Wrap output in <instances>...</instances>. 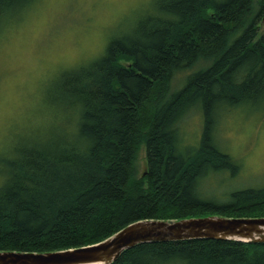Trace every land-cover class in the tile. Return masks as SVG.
I'll list each match as a JSON object with an SVG mask.
<instances>
[{
    "label": "trees",
    "instance_id": "16d2710c",
    "mask_svg": "<svg viewBox=\"0 0 264 264\" xmlns=\"http://www.w3.org/2000/svg\"><path fill=\"white\" fill-rule=\"evenodd\" d=\"M33 1L0 0V25ZM148 9L102 57L63 74L62 124L21 138L0 180V251L93 245L146 219L264 217V187L223 200L201 192L212 174L239 168L214 143L217 113L264 109V0H154ZM194 108L205 120L197 149L179 125ZM143 145L147 170L137 177ZM112 264H264V243H143Z\"/></svg>",
    "mask_w": 264,
    "mask_h": 264
},
{
    "label": "rangeland",
    "instance_id": "374dc122",
    "mask_svg": "<svg viewBox=\"0 0 264 264\" xmlns=\"http://www.w3.org/2000/svg\"><path fill=\"white\" fill-rule=\"evenodd\" d=\"M153 2L34 0L6 13L0 25V180L23 136H45L57 129L55 123L62 124L65 117L55 116V110L67 108L63 74L102 57L110 42L127 32ZM216 118L214 143L239 168L212 174L201 192L223 200L228 191L263 188L264 109L241 105L219 111ZM179 125L183 143L197 149L205 125L200 109L190 110ZM146 156L143 145L137 177L147 170Z\"/></svg>",
    "mask_w": 264,
    "mask_h": 264
},
{
    "label": "water",
    "instance_id": "95a60500",
    "mask_svg": "<svg viewBox=\"0 0 264 264\" xmlns=\"http://www.w3.org/2000/svg\"><path fill=\"white\" fill-rule=\"evenodd\" d=\"M203 238L264 243V217L211 215L168 221L140 220L93 245L47 252L0 251V264H112L124 251L139 244Z\"/></svg>",
    "mask_w": 264,
    "mask_h": 264
}]
</instances>
